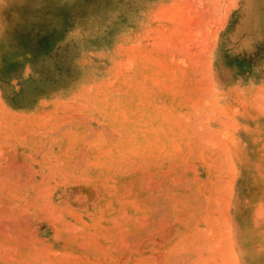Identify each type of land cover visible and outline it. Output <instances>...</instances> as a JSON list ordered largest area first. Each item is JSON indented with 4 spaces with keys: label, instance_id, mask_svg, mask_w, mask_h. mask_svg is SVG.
<instances>
[{
    "label": "rangeland",
    "instance_id": "obj_1",
    "mask_svg": "<svg viewBox=\"0 0 264 264\" xmlns=\"http://www.w3.org/2000/svg\"><path fill=\"white\" fill-rule=\"evenodd\" d=\"M34 1L7 10L48 18L2 27L4 62L31 66L0 71L1 243L19 264H174L177 225H225L232 121L215 62H264V0Z\"/></svg>",
    "mask_w": 264,
    "mask_h": 264
},
{
    "label": "crops",
    "instance_id": "obj_2",
    "mask_svg": "<svg viewBox=\"0 0 264 264\" xmlns=\"http://www.w3.org/2000/svg\"><path fill=\"white\" fill-rule=\"evenodd\" d=\"M15 2L17 0H0V71L5 73L31 64L20 62L24 58L19 62H4L3 20L48 18L50 12L45 8L49 0H35V7L45 10L12 14L7 8ZM28 33L31 34L24 31L15 35L20 38ZM37 34H40L39 43L50 45L48 32ZM52 42L56 44L57 39ZM223 64L215 62L216 84L224 90L225 113L232 121L229 147L232 178L225 225L216 227L208 222L201 233L192 238L185 235L183 225H177L167 236L174 237V241L169 240L175 245L174 264H264V62ZM14 76L11 82L18 80L17 75ZM243 92L245 102L238 100ZM3 110L29 116L35 115L37 108L7 105Z\"/></svg>",
    "mask_w": 264,
    "mask_h": 264
},
{
    "label": "bare ground",
    "instance_id": "obj_3",
    "mask_svg": "<svg viewBox=\"0 0 264 264\" xmlns=\"http://www.w3.org/2000/svg\"><path fill=\"white\" fill-rule=\"evenodd\" d=\"M3 28H4V26H2ZM11 28V26H9V25H7V28ZM9 28V29H10ZM6 29V28H5ZM7 32V31H6ZM48 196V195H47ZM3 207V206H2ZM49 213V212H48ZM125 214V213H124ZM5 215V214H4ZM3 215V217H5ZM7 215V214H6ZM8 215H10V214H8ZM7 215V216H8ZM14 215V214H13ZM10 216H12V215H10ZM2 214H0V235L2 236V235H10L9 234V229L10 228H8V226L10 225H8L7 226V224L9 223H7L6 224V222H4V221H2ZM9 217V216H8ZM14 217V216H13ZM6 218V217H5ZM16 218V217H15ZM55 218V217H54ZM4 219V218H3ZM127 219V218H126ZM131 219V218H130ZM6 220V219H5ZM8 221V220H7ZM54 221H56V220H54ZM143 222V221H142ZM64 229V228H63ZM66 229V228H65ZM64 229V230H65ZM118 230V229H117ZM22 235V234H21ZM119 238H120V236H119ZM3 240V239H2ZM5 241H7L6 239H4ZM123 239H121V241H122ZM9 241V240H8ZM29 243V242H28ZM15 247V246H14ZM9 247H6L4 244H2L1 243V241H0V264H19L18 263V261H17V256H18V254H17V250L15 249V248H13L12 249V247L9 249ZM46 256H48V255H46ZM32 261V260H31ZM20 262V261H19ZM26 262V264H27V262H28V264H32L30 261H25ZM30 262V263H29Z\"/></svg>",
    "mask_w": 264,
    "mask_h": 264
}]
</instances>
